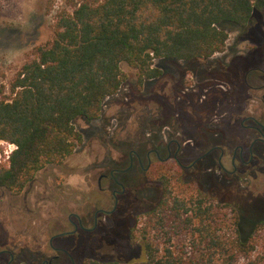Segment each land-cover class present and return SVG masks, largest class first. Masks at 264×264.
Listing matches in <instances>:
<instances>
[{
    "label": "rangeland",
    "instance_id": "1",
    "mask_svg": "<svg viewBox=\"0 0 264 264\" xmlns=\"http://www.w3.org/2000/svg\"><path fill=\"white\" fill-rule=\"evenodd\" d=\"M81 1L0 0V85H8L22 65L34 58L37 45L53 38L58 13L73 11ZM225 28L228 40L224 51L189 61L155 59L154 66L163 74L142 84L137 69L123 62L127 78L115 95L105 99L100 118L74 121L83 141L72 155L38 172L19 194L0 188V250L8 249L18 261L27 259L33 264L54 256L59 258L51 264H72L64 253L52 250L50 238L74 229L71 214H79L85 225L92 227L96 209L114 207L112 190L116 187L109 174L129 165L132 150L143 155L146 167L149 150L157 149L165 158L167 142L176 138L185 142L182 162L188 165L212 146L224 145L223 163L232 170L234 148L248 146L253 140L240 128V120L250 112L246 100L261 98L246 81L252 86L261 84L254 68L264 69V7L255 8L246 26ZM260 107L253 102L251 113L260 116ZM234 115L240 117L236 129L231 124ZM14 146L0 142V163L7 161ZM218 156L215 152L195 168L182 171L184 181L198 185L208 196L234 204L249 221L263 219L264 147L256 150L248 170L232 177L223 173ZM152 160L151 179L137 163L118 176L127 185V193L113 214L99 216V226L93 232L58 238L54 245L65 248L77 264L86 259L142 261L144 248L132 231L135 220L161 199L160 169L171 173L177 169L174 161L160 163L154 153ZM104 174L108 178L100 180ZM253 229L254 225L242 222L244 238ZM8 258V254L0 256V264Z\"/></svg>",
    "mask_w": 264,
    "mask_h": 264
},
{
    "label": "trees",
    "instance_id": "2",
    "mask_svg": "<svg viewBox=\"0 0 264 264\" xmlns=\"http://www.w3.org/2000/svg\"><path fill=\"white\" fill-rule=\"evenodd\" d=\"M256 7L264 0H82L59 12L53 38L0 85V142L16 147L0 163V188L19 194L72 155L83 141L74 121L100 118L127 78L123 62L142 84L163 74L155 59L210 58L226 47L225 26H246ZM157 176L162 197L132 229L145 258L82 264H264V218L247 220L234 204L184 181L178 166ZM243 221L254 225L245 238Z\"/></svg>",
    "mask_w": 264,
    "mask_h": 264
},
{
    "label": "flooded vegetation",
    "instance_id": "3",
    "mask_svg": "<svg viewBox=\"0 0 264 264\" xmlns=\"http://www.w3.org/2000/svg\"><path fill=\"white\" fill-rule=\"evenodd\" d=\"M254 69L252 68L246 73L245 81L247 80L248 74L250 72H252L253 70L255 73L258 74V77L261 79V84H259L258 86H252L246 81V85H248L250 90H255L256 92L261 93V98H258V97L253 98L252 96H250L246 100L245 105H246V107L249 108L250 112H249V114H246L243 117H241V120H240V128L243 129L244 131H247L248 136L253 137V140H251V142L248 146L237 145L234 148L232 158H231L232 170L227 169L223 163V159H224L225 154L227 152L226 147L224 145L223 146H221V145L212 146L205 153H203L202 155L195 158L188 165H185L182 162L183 147L185 145V142H183L182 140L176 139V138H170V140L167 142V145H166L167 155L165 158H162L159 155V152L157 149L149 150L145 156V159L147 161L146 167L143 165V161H144L143 155L138 153L137 151L132 150L130 152V156H129V159H130L129 165L127 167H124V168L113 169L109 174L110 180L113 181V183L116 187L112 190V196L114 198V207L111 210H107L104 208L96 209L94 212V216H93V226L92 227H87L85 225L84 219L79 214H71L69 216V220L74 227V229L71 231L75 230V232L64 231V232H70V233H68L66 235L59 236V237H55L53 240H51L52 237L54 236L53 235L49 241V245L52 248V250L55 251L56 253H64L66 255V258H65L66 261L69 259L72 264H74V262L77 264V262L72 257V255L65 248H62L59 246L57 247L54 245V240H56L58 238H64V237L69 236V235L78 234V232H80V231L93 232L99 226V223H100L99 216L100 215H111V214H113L115 212L120 200L123 197H125V194L127 193V189H128L127 185L124 184L123 181L120 180V178L118 176L128 172L132 168L134 163H137L138 166L140 167V169H142V171L144 173H146V176L148 177L150 171L153 169V163H154L152 160V154L153 153L159 159L160 163H165V162H169L172 160L176 163V166H178L180 169H182L183 172L185 170H190V169L195 168L198 164H200L201 161H204L208 158H211L215 152H219V156L217 158V163H218L219 167H221V169L225 175H227L229 177L237 176V175L241 174L242 169L248 170L251 167V165L255 159L256 150L259 147L261 148V145L264 147V69H261V68H254ZM253 102L259 103V105H261V107L259 108L262 112L260 116L251 113V106H253ZM238 119H240V117H238L236 115L233 116V119L231 121L233 129L234 128L236 129V127H237L236 123H237ZM187 154H189V153H187ZM246 154H248V157H246ZM107 178H108V175L104 174L103 176H101L100 180L107 179ZM149 178L151 179L150 176H149ZM188 182H190V181H187V183ZM162 194H163V192H162ZM158 202H157V204H158ZM157 204H155L154 207ZM154 207H152V208H154ZM64 232H61V233H64ZM4 254H8L9 258L5 263L2 262L1 264H33V263L29 262V260H27V259H22V260L18 261L14 252H12L8 249L0 250V256H2ZM58 258H59V256H54V257H52V259L43 260L40 264H51L53 259H58ZM73 260H74V262H73ZM63 264H67V263H63Z\"/></svg>",
    "mask_w": 264,
    "mask_h": 264
},
{
    "label": "water",
    "instance_id": "4",
    "mask_svg": "<svg viewBox=\"0 0 264 264\" xmlns=\"http://www.w3.org/2000/svg\"><path fill=\"white\" fill-rule=\"evenodd\" d=\"M71 232H75V230H74V231H71ZM68 233H70V232H64V233L56 234V235H54V236L52 237L51 240H53L55 237H59V236H62V235H66V234H68ZM73 262H74V260H73ZM74 264H76V263L74 262Z\"/></svg>",
    "mask_w": 264,
    "mask_h": 264
},
{
    "label": "built area",
    "instance_id": "5",
    "mask_svg": "<svg viewBox=\"0 0 264 264\" xmlns=\"http://www.w3.org/2000/svg\"><path fill=\"white\" fill-rule=\"evenodd\" d=\"M15 147V146H14Z\"/></svg>",
    "mask_w": 264,
    "mask_h": 264
}]
</instances>
